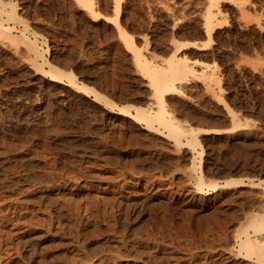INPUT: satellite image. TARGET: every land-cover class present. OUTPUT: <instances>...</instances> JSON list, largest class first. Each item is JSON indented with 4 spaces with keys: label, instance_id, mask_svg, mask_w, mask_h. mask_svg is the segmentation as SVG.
<instances>
[{
    "label": "rangeland",
    "instance_id": "374dc122",
    "mask_svg": "<svg viewBox=\"0 0 264 264\" xmlns=\"http://www.w3.org/2000/svg\"><path fill=\"white\" fill-rule=\"evenodd\" d=\"M114 1L0 0V264H264V0H119L143 57L202 62L163 99L200 143L133 118L157 98Z\"/></svg>",
    "mask_w": 264,
    "mask_h": 264
},
{
    "label": "bare ground",
    "instance_id": "6f19581e",
    "mask_svg": "<svg viewBox=\"0 0 264 264\" xmlns=\"http://www.w3.org/2000/svg\"><path fill=\"white\" fill-rule=\"evenodd\" d=\"M211 1H217V0H211ZM79 4L82 6H85L91 13V15L96 16L97 12L94 11L92 7L91 0H77ZM114 18L117 26V30L119 33V36L123 39L128 49L132 52V58L137 66V68L143 72L144 76L148 78V83L152 87L153 95L157 98V109L152 110L151 106L145 107V108H136V114H130L133 118L136 119L137 122L144 121L146 125L149 127L154 128V123H158L162 127H165L168 129L170 134L177 137L178 135L184 134V135H191V141L200 143V140L198 138V134L210 129H199V128H183L178 121L173 117V115L166 111L164 107V95L166 93H169L171 91H177L179 89V86L176 85L178 80L186 79L188 75L192 74L195 75L193 64L199 63L197 60L194 61H188L185 57H177V55H172L168 57V59L165 61L167 64L166 66H158L155 64L152 60L147 59L146 57H143L141 52L135 48V45L133 43V38L126 35L124 29L119 25L117 22V17L120 12V2L119 0L114 1ZM0 11L1 12H8L5 8L3 9L0 5ZM216 12H219L218 6H216V10L213 12V9H208L206 14V20H205V33L209 36L210 32L212 31L214 27L215 20L214 14ZM217 14V13H216ZM3 23H0V32L2 33H10V27L7 25H2ZM7 35V34H5ZM196 44V43H195ZM183 45H187V43H184ZM181 48V46H180ZM44 58V57H43ZM42 58V59H43ZM176 58V59H175ZM202 63V62H200ZM53 67L57 70L56 72L51 71L50 72V78L52 79H58L61 74L68 73L71 76H76V74L72 71H64L60 67H57L53 65ZM58 72V73H57ZM205 73H203L202 76H204ZM207 74V73H206ZM208 75V74H207ZM210 76V75H209ZM211 77V76H210ZM83 90H92L96 96H103L99 91L92 89L90 86H82ZM231 110V113L234 112V110L229 107ZM120 111L124 115H129L130 113V106H122L120 107ZM232 123L231 127L225 128V129H213L214 131H225L230 130L234 128L240 127V123L238 120L235 119L234 114H232ZM157 129V128H156ZM171 135H169L171 137ZM174 138V137H173ZM176 139V138H174ZM190 140V139H189ZM200 173V171H199ZM200 177V175H198ZM65 180V179H64ZM242 182L241 179L236 177H230L226 179V183H239ZM212 186L215 188L216 184H212ZM58 207V206H57ZM59 208V207H58ZM256 218L254 219V239L257 240L259 243V250L258 253L262 258L264 259V233L262 232L260 228V221H262V217L264 216V208L261 210V212L256 214ZM127 220V219H126ZM264 220V217H263ZM263 222V221H262ZM261 222V224H262ZM263 225V224H262ZM245 245H248L251 243V240H244Z\"/></svg>",
    "mask_w": 264,
    "mask_h": 264
}]
</instances>
